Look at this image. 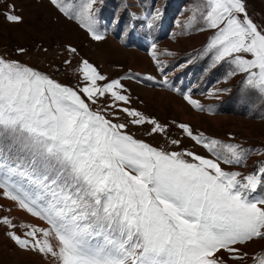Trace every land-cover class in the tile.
<instances>
[{"label":"snow or ice","instance_id":"obj_1","mask_svg":"<svg viewBox=\"0 0 264 264\" xmlns=\"http://www.w3.org/2000/svg\"><path fill=\"white\" fill-rule=\"evenodd\" d=\"M102 2L50 0L94 41L104 40L97 28L96 5ZM203 3L196 12L206 27L199 30H214L203 50L211 54L210 67L229 64L227 76L245 74L249 91L264 99V29L249 17L244 0ZM14 13L15 5L9 4L5 19L21 23L22 17ZM160 15L157 10L151 20ZM77 51L67 46V52ZM151 55L160 67L155 44ZM78 71L83 86L73 88L18 61L0 58V193L47 225L24 224L22 237L12 231L16 225L10 218H0L11 241L56 264L245 261L247 253L240 246L264 240V164L242 179L239 171L223 170L221 163L240 165L250 150L195 135L184 123L177 127L215 159L187 151L164 152L137 140L124 131L126 124L113 123L104 114L117 109L132 118V124L152 125L150 134L166 131L157 120L119 107L117 102L130 104L121 81L132 77L109 81L87 59L79 62ZM160 83L169 86L166 76ZM105 97L112 103L94 111L91 105ZM183 99L205 111L191 95ZM221 252L228 259L218 255ZM253 259L264 264V256Z\"/></svg>","mask_w":264,"mask_h":264},{"label":"rangeland","instance_id":"obj_2","mask_svg":"<svg viewBox=\"0 0 264 264\" xmlns=\"http://www.w3.org/2000/svg\"><path fill=\"white\" fill-rule=\"evenodd\" d=\"M244 2L249 17L258 27L264 29V0ZM9 4L15 5L14 14L22 17L21 23H10L5 19L4 13ZM96 7L99 9L97 27L100 26V11L103 16L99 28L104 36L102 41L92 40L84 29L74 20L64 16L50 0H0V58L18 61L73 88L83 86L78 71L82 59H87L97 67L109 81L130 75L131 79L125 78L121 81L127 90L123 94L129 96L130 104L117 102L119 107H130L147 118L157 120L166 127V131L150 134L152 125L132 124V118L125 113L109 108L104 114L113 123L126 124L124 131L127 134L164 152L187 151L215 159L207 149L196 144L177 127L178 124L184 123L191 127L195 135L203 133L210 139L239 144L242 148L250 150L241 165L221 163L223 170L239 171L242 179L244 175L255 172L264 164V155L258 154L264 152V99L249 91L243 83L245 74L228 77L229 64L221 63L215 68L210 67L211 54L205 55L203 50L214 35V30L200 31V28L206 26L196 12L197 9H203V0H103ZM157 10L161 15L159 19L152 21L151 17ZM194 13L195 20L192 19ZM105 17L113 21L106 23ZM150 22L151 27L148 26ZM132 24L137 25L146 34L148 39H143L144 42L153 38L160 26L165 35L169 33L159 45L154 43L158 46L156 54L160 67L152 59V48L147 47L150 50L142 52L136 48L128 50L122 45V42L126 41L128 26L131 27ZM110 26H113L111 31ZM114 30H121L120 39L113 37ZM68 45L76 47L77 54L67 52ZM135 45L136 43H133V46ZM19 49L26 51L19 52ZM66 59L70 60L71 64H65ZM145 64L147 67H144L142 72L134 69V66L142 67ZM162 66L172 69L166 76L169 81L166 91L138 83L136 72H148L153 77H159ZM193 78L198 81L192 89H201L196 90L194 94L189 92V95L203 106L205 111L202 112L192 108L183 99L184 90L190 87ZM110 103L111 97H105L91 107L95 111L107 107ZM208 109H211V112ZM174 139L180 141L179 145L172 144ZM184 159L194 162L191 157L185 156ZM8 201L13 203L1 193L0 218H10L16 225L12 231L21 236L25 229L21 224H27L29 221L22 222V219L17 218ZM40 223V226L44 225L43 228L47 227L43 221L40 220ZM7 231V226L0 224V264H56L51 257L19 249L8 237ZM240 247L247 253L245 261L229 260L228 264H256L253 257L264 256V240H254ZM218 255L228 259L227 253L221 252Z\"/></svg>","mask_w":264,"mask_h":264},{"label":"bare ground","instance_id":"obj_3","mask_svg":"<svg viewBox=\"0 0 264 264\" xmlns=\"http://www.w3.org/2000/svg\"><path fill=\"white\" fill-rule=\"evenodd\" d=\"M134 62V61H133ZM136 63V62H135ZM139 66V65H138ZM138 66H134V69L135 70H138V71H140V72H142V71H144V67L146 68L147 67V65L145 64L144 66H142V67H138ZM137 67H138V69H137ZM1 194V193H0ZM4 204H5V202H4ZM8 205L10 206V207H14V209H12L11 208V210H14L15 211V214H16V216H17V218H19L20 220L22 219V222L23 221H29V222H31L33 225H37V226H40V220H38V218H35V217H32V216H30L29 214H27L26 212H24V211H22V210H20L17 206H16V204L13 202H10V201H8ZM9 208V207H8ZM11 210H9V211H11ZM14 214V215H15ZM28 222V223H29ZM27 223V224H28ZM44 226V225H43Z\"/></svg>","mask_w":264,"mask_h":264}]
</instances>
